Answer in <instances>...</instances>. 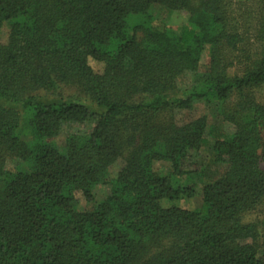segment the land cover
Returning <instances> with one entry per match:
<instances>
[{
    "label": "trees",
    "instance_id": "1",
    "mask_svg": "<svg viewBox=\"0 0 264 264\" xmlns=\"http://www.w3.org/2000/svg\"><path fill=\"white\" fill-rule=\"evenodd\" d=\"M153 3L186 11L187 24L154 27ZM232 4L0 0V264H264V231L246 220L264 204V0L237 14ZM204 100L234 129L214 136L225 169L194 206L196 183L180 177L209 143L206 123L173 114ZM87 122L55 140L64 123ZM13 157L25 167L7 169ZM119 158L110 193L79 210L74 193L94 201Z\"/></svg>",
    "mask_w": 264,
    "mask_h": 264
},
{
    "label": "rangeland",
    "instance_id": "2",
    "mask_svg": "<svg viewBox=\"0 0 264 264\" xmlns=\"http://www.w3.org/2000/svg\"><path fill=\"white\" fill-rule=\"evenodd\" d=\"M194 2L196 0H193ZM241 1L245 0H234V5H231V9L237 12H242V6L240 5ZM148 14L152 17V25L154 27H164L171 28L177 31L179 28L187 24L188 22V13L184 10H171L163 6L162 4L153 3L149 6L147 10ZM139 17L134 15L130 22L132 23L135 20H138ZM141 33L138 32V37H140ZM7 40V27H3L0 29V42L5 43ZM208 53L203 52L200 59V71H203L208 63ZM89 64L95 71L102 70V63H99L95 60H90ZM233 68H231L232 71ZM192 72H187L182 79L178 80L177 86L178 90L181 92L184 89H187L190 86ZM63 95H71L74 92L73 88L70 87H62ZM40 95H45L43 91L37 92ZM79 95V94H78ZM254 95L255 98L264 103V84L254 87ZM46 96V95H45ZM54 94H48L46 96L49 100L52 97H55ZM82 98V96H80ZM53 100V99H52ZM88 103V101H86ZM89 107L97 111L99 108L95 107L93 104L88 103ZM175 120L179 123L188 122L195 119L203 118L205 119L206 125V133L208 134L209 143L203 147H201L198 151L192 152L190 158L184 164V169L189 170V174L183 175L181 178L182 181L186 183L193 182L196 183L197 192L195 197L192 199V203L194 206H199L201 203V187L203 184L208 183L209 181L219 177L224 169L225 164L223 161H215V154L213 152V140L215 139L217 132L224 130L227 132H231L234 127L231 123L226 120H223L222 115L218 113L216 106L214 103H209L208 101H196L194 104L187 109L175 110L173 114ZM92 123L87 122L83 124L76 123H64L60 130L59 134L55 137V140L58 144H62L69 134H76L87 132L92 128ZM122 160L119 158L115 160V162L111 163L107 167V177L103 181H99L98 183L92 186V195L94 196V201L89 202L84 197L81 191H76L75 198L77 200V208L79 210H89L94 206V203L103 199L110 193V180L114 178L117 171L121 166ZM6 167L9 170H17V168H24L25 165L18 160L17 158H11L7 161ZM168 164L162 161H156L154 166L159 171H166ZM181 205L186 206V201H183ZM247 221L257 222L258 229L260 232L264 231V204L258 208L254 213L247 216Z\"/></svg>",
    "mask_w": 264,
    "mask_h": 264
}]
</instances>
